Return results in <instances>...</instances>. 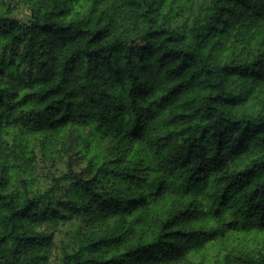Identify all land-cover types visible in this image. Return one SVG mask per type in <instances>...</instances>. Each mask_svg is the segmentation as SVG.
I'll return each mask as SVG.
<instances>
[{
  "label": "trees",
  "instance_id": "obj_1",
  "mask_svg": "<svg viewBox=\"0 0 264 264\" xmlns=\"http://www.w3.org/2000/svg\"><path fill=\"white\" fill-rule=\"evenodd\" d=\"M0 264H264V0H0Z\"/></svg>",
  "mask_w": 264,
  "mask_h": 264
}]
</instances>
